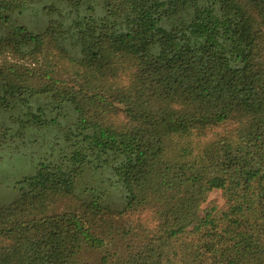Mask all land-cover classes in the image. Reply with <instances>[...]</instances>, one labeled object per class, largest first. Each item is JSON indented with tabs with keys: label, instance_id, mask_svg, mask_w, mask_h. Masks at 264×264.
Here are the masks:
<instances>
[{
	"label": "trees",
	"instance_id": "1",
	"mask_svg": "<svg viewBox=\"0 0 264 264\" xmlns=\"http://www.w3.org/2000/svg\"><path fill=\"white\" fill-rule=\"evenodd\" d=\"M0 152V264H264V0H0Z\"/></svg>",
	"mask_w": 264,
	"mask_h": 264
},
{
	"label": "rangeland",
	"instance_id": "2",
	"mask_svg": "<svg viewBox=\"0 0 264 264\" xmlns=\"http://www.w3.org/2000/svg\"><path fill=\"white\" fill-rule=\"evenodd\" d=\"M2 156V157H1ZM23 156L19 154H9L0 152V206L10 203L14 199V185L23 174L33 169L25 164ZM224 203L220 191H212L204 203V206L220 207ZM203 206V207H204ZM88 260L87 257L83 258Z\"/></svg>",
	"mask_w": 264,
	"mask_h": 264
}]
</instances>
